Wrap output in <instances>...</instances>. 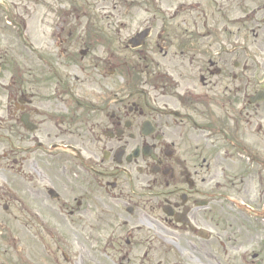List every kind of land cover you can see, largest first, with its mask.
Wrapping results in <instances>:
<instances>
[{
	"label": "flooded vegetation",
	"instance_id": "obj_1",
	"mask_svg": "<svg viewBox=\"0 0 264 264\" xmlns=\"http://www.w3.org/2000/svg\"><path fill=\"white\" fill-rule=\"evenodd\" d=\"M60 3L40 33L0 0V200L30 264H212L215 221L225 264H264V0H143L126 39Z\"/></svg>",
	"mask_w": 264,
	"mask_h": 264
},
{
	"label": "rangeland",
	"instance_id": "obj_2",
	"mask_svg": "<svg viewBox=\"0 0 264 264\" xmlns=\"http://www.w3.org/2000/svg\"><path fill=\"white\" fill-rule=\"evenodd\" d=\"M22 5L26 4L29 14L32 17H38L39 23L43 29L38 32L42 33L47 31L48 18L41 24V18L45 16L47 10V4L53 1V13L60 6V2L63 1L66 11L70 8L75 13L66 21V26H81L84 28H100V27H115L119 34L118 37L126 39L130 36V33L136 28H141L143 23V0H17ZM37 1V2H35ZM36 19L32 18L35 22ZM7 22V21H6ZM69 22V23H68ZM68 24V25H67ZM5 32L7 36L6 42H20L17 38V29L12 28L10 24L4 23ZM53 25V24H52ZM34 27H39L38 24H34ZM33 32L32 28H29ZM9 35V36H8ZM44 36V35H43ZM46 38V35H45ZM12 175V174H8ZM5 175L0 174V194ZM14 187H11V192H14ZM7 199L1 198L0 200V264H30V258H32L31 242H30V226L28 222H25L23 218L24 212L19 211L16 203L12 200L8 201L10 206L8 209H4V205ZM216 218V217H215ZM215 231V237L213 240V260L212 264H225V251L222 243L225 246L224 229L222 224H215L213 226ZM20 236V240L18 239ZM40 246V243H34L32 248ZM153 245V244H151ZM164 257L172 256L170 249L166 246L161 248L156 245L152 250L156 251ZM35 254V253H34ZM156 259L158 254H152ZM162 256V257H163ZM196 259L193 264H205Z\"/></svg>",
	"mask_w": 264,
	"mask_h": 264
}]
</instances>
